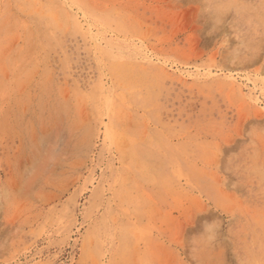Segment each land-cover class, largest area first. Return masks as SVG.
<instances>
[{
  "label": "rangeland",
  "instance_id": "obj_1",
  "mask_svg": "<svg viewBox=\"0 0 264 264\" xmlns=\"http://www.w3.org/2000/svg\"><path fill=\"white\" fill-rule=\"evenodd\" d=\"M0 264H264V0H0Z\"/></svg>",
  "mask_w": 264,
  "mask_h": 264
}]
</instances>
